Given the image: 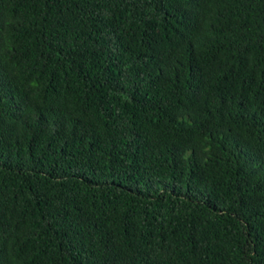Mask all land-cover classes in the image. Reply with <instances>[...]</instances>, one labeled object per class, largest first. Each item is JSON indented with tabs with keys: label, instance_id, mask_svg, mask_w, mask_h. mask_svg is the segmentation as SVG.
<instances>
[{
	"label": "trees",
	"instance_id": "16d2710c",
	"mask_svg": "<svg viewBox=\"0 0 264 264\" xmlns=\"http://www.w3.org/2000/svg\"><path fill=\"white\" fill-rule=\"evenodd\" d=\"M0 264H264V0H0Z\"/></svg>",
	"mask_w": 264,
	"mask_h": 264
}]
</instances>
